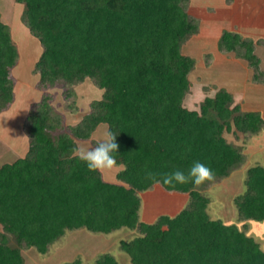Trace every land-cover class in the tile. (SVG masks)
<instances>
[{"label":"trees","instance_id":"trees-1","mask_svg":"<svg viewBox=\"0 0 264 264\" xmlns=\"http://www.w3.org/2000/svg\"><path fill=\"white\" fill-rule=\"evenodd\" d=\"M24 6L22 22L43 48L35 64L37 88L24 123L29 150L0 167V264H26L24 252L46 255L68 232L111 234L122 229L137 236L121 240L128 264H264V251L235 224L212 219L203 191L241 168L246 160L227 133L256 135L264 130L259 112H243L233 95L220 89L199 110L184 101L196 61L182 52L199 33L188 12L191 0H16ZM257 42L224 31L219 51L234 54L264 82ZM8 25L0 13V114L15 101L13 69L19 61ZM92 80L103 91L90 112L75 125L52 104L47 91L64 88L68 108L77 111L75 86ZM115 135L113 153L120 184L89 171L73 156L77 141H88L101 125ZM200 161L215 181L191 183L166 192L189 196L175 216L141 220V193L155 186L145 170L187 173ZM245 192L234 199L242 220L264 222V167L248 169ZM63 264H83L77 259ZM88 264H121L110 253Z\"/></svg>","mask_w":264,"mask_h":264},{"label":"rangeland","instance_id":"rangeland-1","mask_svg":"<svg viewBox=\"0 0 264 264\" xmlns=\"http://www.w3.org/2000/svg\"><path fill=\"white\" fill-rule=\"evenodd\" d=\"M23 11L24 6L16 0H0L2 21L8 25L20 56L18 65L12 71L15 81V102L7 111L0 114V167L27 154L29 139L24 131V123L31 105L39 102L44 94L37 88L39 75L33 72L43 48L40 41L22 22ZM188 12L198 19L200 27L198 35L192 37L182 48L184 55L196 61V66L189 75L190 91L184 101L187 109L190 110L192 105L197 103L196 108L199 110L201 96L208 95L212 89L219 90L221 86L226 87L227 83L232 82L240 87L244 84L246 79L244 69L236 68L237 63L225 64L223 60L236 56L219 51L217 39L224 31L239 32L242 36L253 40L256 38V48H260L258 53L261 59L260 70L264 79V0H191ZM219 54L223 57L218 56ZM212 63L215 67L212 73H209ZM250 70L253 74L252 81L255 83V72L252 68ZM256 84L264 86V82ZM74 89L77 93V111L68 108V101L64 98V88L57 87L47 91L54 96L52 104L64 115L67 125L77 124L85 114L89 113L90 103L100 100L103 94V91L90 79L75 86ZM250 97L252 103H249L251 105L249 107H253L256 103L264 106V88L253 91ZM107 128V125L100 126L94 137L88 141H77V144L84 142L95 146L106 138ZM256 135L258 136L236 135L233 132L226 134L229 142L233 144L235 141L238 142L234 145L240 148L243 154L245 152V163L230 177L205 189L203 195L210 199L208 213L212 219H221L226 224L237 225L240 230L253 237L264 251V222L240 219L234 204V199L245 192L248 167L258 165L264 167V132ZM122 169L123 166L115 164L112 169L102 173L103 179L109 183L120 184L117 174ZM158 188L167 193L162 187ZM148 192L140 194L142 198L140 217L147 223L156 222L161 215L173 217L189 203V196L186 195L187 200L173 208L168 203L169 198H151ZM135 236L137 234L128 229L108 235L95 234L84 229L75 230L68 232L46 255H41L34 249L25 251L24 255L26 264H63L78 257L83 260V264H88L100 254L110 253L123 264L130 262V257L119 249V243L121 240L129 241Z\"/></svg>","mask_w":264,"mask_h":264},{"label":"clouds","instance_id":"clouds-1","mask_svg":"<svg viewBox=\"0 0 264 264\" xmlns=\"http://www.w3.org/2000/svg\"><path fill=\"white\" fill-rule=\"evenodd\" d=\"M119 145L115 142V135L112 132L106 134V138L96 143L95 146L80 142L72 149L73 156L81 160L89 171L104 173L113 168L116 164L113 153H117ZM146 180L154 185H163L174 189L177 185L191 183L193 188H199L205 183L211 184L215 181L213 170L200 161H195L188 169L159 174L151 170H145Z\"/></svg>","mask_w":264,"mask_h":264},{"label":"crops","instance_id":"crops-1","mask_svg":"<svg viewBox=\"0 0 264 264\" xmlns=\"http://www.w3.org/2000/svg\"><path fill=\"white\" fill-rule=\"evenodd\" d=\"M226 5V4H225ZM227 6V5H226ZM228 7V6H227ZM239 33V32H238ZM240 34H242V33H240ZM244 36V35H243ZM221 37V36H220ZM220 37H219V39H217V43H219V40H220ZM244 37H247V36H244ZM255 38V37H254ZM256 40V38L254 39V41ZM259 47L258 48H256V54L258 55V53H259ZM42 54V53H41ZM218 56H220V54L218 55ZM220 57H223V56H220ZM40 58V57H39ZM39 60V59H38ZM37 60V61H38ZM223 60L225 61V64H230V65H236L235 63H237V65L235 66L236 68H243L244 69V71H245V73H246V76H245V80H244V84H243V86H239L238 84H235V82H232V83H227V85H226V87L223 85V86H221L220 88H219V90L220 89H225V90H227L228 92H230L232 95H233V97H234V101H235V104H238V105H241V109H242V111L243 112H259L261 115H262V117H263V119H264V106L263 105H261V104H257L256 103V105H253V107H249V106H251V105H249V103H252L251 102V100H252V98L250 97L251 96V94L253 93V91H255V90H259V89H263L264 88V86L263 85H260V84H256V83H254L253 81H252V76H253V74H252V71L250 70V68H249V65H248V63L245 61V60H242V59H238V58H232V59H225V58H223ZM37 61H36V63H37ZM35 63V64H36ZM18 65V64H17ZM214 64L212 63V65H211V68L208 70V72L209 73H212V71L214 70V67L215 66H213ZM35 67V66H34ZM16 68V67H15ZM248 87H250V89L248 88ZM219 90H217V89H212L211 91H209L208 93V95H203V96H201L202 97V99H200V101H204L207 97H215V95L217 94V92L219 91ZM250 90H252L251 92H249ZM103 95V94H102ZM200 96H199V98H201ZM15 102V101H14ZM201 102V103H202ZM14 104V103H13ZM91 104V103H90ZM196 105H197V103H194L193 105H192V107H191V109L190 110H198V108H196ZM251 108V109H250ZM90 112V111H89ZM88 114V113H87ZM87 114H85V115H87ZM84 115V116H85ZM83 116V117H84ZM82 117V118H83ZM81 118V119H82ZM81 119H80V121H81ZM79 121V122H80ZM78 122V123H79ZM102 125H105V124H101L100 126H102ZM99 126V127H100ZM99 127L96 129V131L94 132V134H93V136L92 137H94V135L97 133V131H98V129H99ZM108 127V126H107ZM107 131H108V128H107ZM263 132H264V130L261 132L262 134H263ZM254 137H257L258 135H253ZM231 143H233V142H231ZM234 144H238V142L236 143V141H235V143ZM244 154H245V152H244ZM251 167V166H250ZM250 167H248V169L250 168ZM158 187H160L159 185L158 186H155L152 190L154 191H152V190H150L148 193H149V195L151 196V198H156V197H159V198H169V204L171 205V207H173L174 208V206H176V205H179V204H181V203H183V201H186L187 200V198H185V194L183 195V194H177V193H170V194H168L169 192H167V193H165V192H163L162 190V192L160 191V190H158V189H160V188H158ZM155 189V190H154ZM180 206H182V205H180ZM170 208V207H169ZM180 208V207H179ZM179 210V209H178ZM2 231V227L0 226V232ZM129 262H125V263H123V264H128Z\"/></svg>","mask_w":264,"mask_h":264}]
</instances>
